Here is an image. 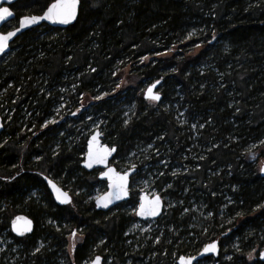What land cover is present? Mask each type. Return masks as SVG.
I'll list each match as a JSON object with an SVG mask.
<instances>
[{
    "label": "trees",
    "instance_id": "obj_1",
    "mask_svg": "<svg viewBox=\"0 0 264 264\" xmlns=\"http://www.w3.org/2000/svg\"><path fill=\"white\" fill-rule=\"evenodd\" d=\"M52 2H15L10 6L14 20L3 31L15 27L22 16L40 15ZM79 3L74 24L63 30L42 25L27 31L0 58V115L4 122L0 134V233L7 230L19 248L15 264H55L53 253L48 252L51 248L63 253L65 264H69L65 240L73 230L85 237L80 247L70 249L73 264H80L93 253L103 261L113 254L114 264L122 263L126 249L123 234L129 218L120 213L105 216L94 210L92 201L84 204L74 196L70 204L57 206L42 180V176L55 183L60 179L62 189L71 179L80 180L76 182L89 190L92 182L98 183L97 176L91 180L90 173L80 169L86 140L78 141L70 150L62 144L51 151L59 131H72L68 123L65 127L67 120L71 124L82 121L71 118L78 116L82 107L101 113L106 120L105 130L112 137L109 146L116 147L113 160L126 156L135 144L145 146L153 141L162 145L160 152L165 153L169 165H160L162 154L159 157L149 150V160L136 171L150 166L144 176H150L160 197L169 193L180 199L186 184L183 180H189V195L181 197L183 203L194 197L203 211L210 213L204 222L210 233L202 236L191 228L194 213H184L185 204L164 210L166 203L162 201V235L145 248L152 247L153 264H168L173 256L195 255L204 243L215 240L220 249L218 257L203 260L212 264H264L257 259V251L264 247V207H260L264 205V179L256 176L251 159L238 152L236 142L224 143L226 137L257 143L264 136V0ZM189 32L195 35L190 38ZM197 45L201 50L193 55L190 51ZM164 52L170 55L142 65L145 56ZM128 64L134 65L142 80L162 81L165 90L161 100H173L177 89V102L181 101L187 119L198 127L196 141L203 146L201 151L191 149L198 157L196 170L175 177L170 174L171 163H180L191 144L190 129L183 127L186 132H181L170 110L147 106L140 92L134 98L130 120L123 123L120 119L115 101L121 94L113 97L117 82L113 74ZM61 89H67L62 94L67 101L58 116L55 104ZM81 95L92 100L79 107ZM48 120L57 121L45 124ZM213 142L218 144L213 146ZM191 161L185 159L184 164ZM217 167L222 172L216 174ZM34 190L42 195L41 201L32 197ZM133 196L129 192L126 204H133ZM17 215L33 221L30 235L20 238L11 233L10 222ZM45 220L53 225H43ZM190 234L197 235L196 242ZM41 237L47 245L36 250ZM234 243L237 248L231 250ZM226 255L230 256L227 261Z\"/></svg>",
    "mask_w": 264,
    "mask_h": 264
},
{
    "label": "rangeland",
    "instance_id": "obj_2",
    "mask_svg": "<svg viewBox=\"0 0 264 264\" xmlns=\"http://www.w3.org/2000/svg\"><path fill=\"white\" fill-rule=\"evenodd\" d=\"M12 23L7 24V28H10ZM191 34V35H190ZM195 32H189L188 37L191 38V36H194ZM189 43L188 45H190ZM187 45V49H190ZM179 46V45H178ZM177 46H175L176 48ZM171 48V47H170ZM185 47H183L184 49ZM173 49V48H172ZM185 50V49H184ZM201 48L199 46H195L194 50H191L190 53L197 54ZM189 53V52H188ZM170 52H164L162 54L156 55L154 57L152 56H145L141 62L142 65H147L150 63L152 60H157L166 56H169ZM138 71L134 70V65H126L124 68L119 69L118 71H115L113 74V77L115 80H117L116 86L113 88V97H118V94H121V96L115 101V107L118 108V112L120 114V119L123 121V123H126L130 120L131 115L133 114V109H134V98L136 95H139L141 92V95L143 96L144 89L151 84L152 82L147 81V80H142L141 77H138L137 75ZM156 81V80H155ZM154 82V81H153ZM138 85V86H137ZM70 90H72V86L69 87ZM165 90L164 85H161L159 87V93L161 91ZM167 90V89H166ZM67 89H61L60 93L61 95L59 96L58 100L56 101L55 108H56V113H58L66 103L67 99L64 95ZM124 94V95H123ZM108 96V95H107ZM127 96V97H125ZM173 100H168L164 99L161 100L159 103H155L153 101L149 102L146 100H143L147 106H150L153 109H156L158 107L166 108L167 110H170V113L173 116L174 121L177 124L178 128H181V132H183L182 129L183 127H186L187 129H190L191 136L189 137L190 139V146L186 149L188 151V154L181 155V162L180 163H171L170 168V174L172 177H175L177 175H182L185 174L186 172L194 171L193 169H197V165L195 164L196 158L198 159L197 155L194 156V153L191 152V149H196L198 151H201L203 146L199 145V142L196 140L198 139V134H197V129L195 122L190 123V119H187V116L185 114V109L184 107L180 108L181 101L177 102L178 98V91L175 89V93L172 96ZM90 100V97H85L84 95L80 96L79 99V107L82 106L84 101ZM55 113V114H56ZM76 113V112H75ZM78 116L74 117L71 116V118H74L73 120H82L81 122H74L71 124L67 120L65 122V127H67L66 123L69 124V127H72V131L70 129L66 130L63 129L58 132L56 140L52 143L51 151H56L61 145L63 144L64 148L67 149H72L74 145L81 140H87V138L94 132L95 130H98L99 133L102 136V140L104 141L103 143L108 144L112 140V137H110V134L108 133L107 130H105V122L106 120L102 117L101 113H94L91 111L89 108L82 107L81 111L78 112ZM81 114H83L82 118H80ZM0 118L2 119L1 115ZM7 118V116H6ZM54 120H48L45 124H53ZM57 121V120H56ZM55 121V122H56ZM230 122L232 120H229ZM44 124V125H45ZM43 125V127H44ZM185 130V129H184ZM186 132V130H185ZM223 141V140H222ZM264 136L261 137L260 142L257 143H252L250 140L247 139L245 143H241V140L238 139H231V137H226L225 138V145L228 146L229 143H235L237 145V150L239 153H241L243 156H246L251 159L250 160V165H252L253 168H255L256 171V176H259V169L261 165L264 163ZM220 142V141H219ZM222 143V142H221ZM158 144V143H156ZM218 143L213 142V146H216ZM260 144V145H259ZM160 146H156L154 142L152 141L148 145L142 146L139 144L134 145V149L130 150L126 156L124 157H117L114 159L111 164L116 167V169L120 172H125L127 169L130 168H136L138 165H142L145 161H148L149 157L147 156V152L151 150L150 152L153 155H157L160 157V154H162ZM168 152V151H167ZM197 154V153H195ZM85 155V153H84ZM82 158L84 156H81ZM192 159V163L189 165L184 164L185 159ZM162 161L160 163L163 164L164 166L169 165L168 163V158H165V153L162 154ZM135 166V167H133ZM119 167V168H118ZM150 166H143L141 169L137 170L135 174L131 177L130 181V189L129 192L134 194L133 198V204H126V202L119 204L118 206H115V208L111 209L108 211L105 216H111L115 213H120L121 215H124L125 218H129L126 221V226H125V232L123 234V239H125V246L126 249L124 250V253L122 255V263L121 264H153V258L152 252H151V246L150 249H145L146 246L149 247L148 243L150 240H154L156 242V239H159L162 235L161 229H160V222L159 220L162 219L161 215L158 219L155 220H146V221H140L136 218L135 216V211L137 210V206L139 204V196L140 194L144 193L148 195L149 197L154 196L155 194L160 195L153 187L152 184V179L150 176L145 175L144 173L147 168ZM81 170H83L80 167ZM243 170V168H242ZM99 170H94L90 172L91 180L92 176H98ZM219 172H222L221 167H217L215 173L218 174ZM227 172H224V177L226 176ZM160 175V174H158ZM81 174H77L76 177H80ZM75 177V176H74ZM184 178V177H183ZM61 180H63L61 178ZM89 179V181H91ZM98 180V179H97ZM76 181L80 180H75L71 179L69 180V183L64 185L65 188L64 191H66L69 195L71 194V188L73 189L72 193L70 196H74L76 199H80L84 204H87L90 201H94L98 196H100L106 189V182L105 181H99L98 183L92 182L93 187L89 190L87 189V186L83 183H77ZM186 182V184L183 185V192L182 195L180 194V199H176L169 193H165L162 198V201L165 204L164 210H167L169 208H174L177 205L180 207L184 205V213L187 210H190L191 212L194 213L193 218H192V229L197 230V232H200L201 235H206L209 234L208 226L205 224V220L210 218V213H206L203 211L204 207L203 205L199 202L194 200V197H190L192 199L187 200L186 203H183L182 198H186L189 193V187L188 184L190 183L189 180H183ZM193 181V179H192ZM56 183L61 187L60 179L56 180ZM75 183V184H74ZM163 191L166 192V190L163 189ZM32 197L36 200L41 201L42 200V195L40 194L39 191L34 190L31 192ZM182 197V198H181ZM131 198V197H130ZM181 200V201H180ZM229 199H225V201H228ZM187 204L189 206H187ZM50 220H45L43 222V225H53L51 224ZM56 224V223H55ZM43 228V226H40ZM158 234L156 231H158ZM75 233L76 235L73 236L72 234ZM155 235L157 237H155ZM189 236H192L194 238V242L197 241V235L196 234H190ZM85 237L82 235L81 231L73 230L70 234L66 236L65 240V250L66 253L69 254V264H73L72 262V255L69 253L71 248H78L83 244ZM44 237L39 238L38 241H36L35 244V249L36 250H41L46 247L47 243H44ZM208 243V242H207ZM207 243H204L203 246ZM100 243L97 244L99 246ZM202 246V247H203ZM237 248V244H233L231 247V250ZM264 248V247H263ZM262 248V249H263ZM18 246H15L12 239L9 237L7 230H4L0 233V262L2 264H15V262L19 261V255H18ZM226 250V248H225ZM228 250H230L228 248ZM259 249L257 253L260 251ZM49 253H53L54 255V263L55 264H65V260L63 258V253L60 251H55L54 248H51ZM55 253V254H54ZM96 254H92L91 256L87 255L81 262L80 264H89L90 261L94 258ZM177 257L173 256L171 257L170 262L168 264H176ZM230 259L229 255H226L224 260L227 261ZM210 260H213V258H210ZM205 261L201 260L198 261L196 264H212L211 261ZM102 264H114V258L113 254H108L107 258L105 261H103Z\"/></svg>",
    "mask_w": 264,
    "mask_h": 264
},
{
    "label": "snow or ice",
    "instance_id": "obj_3",
    "mask_svg": "<svg viewBox=\"0 0 264 264\" xmlns=\"http://www.w3.org/2000/svg\"><path fill=\"white\" fill-rule=\"evenodd\" d=\"M10 2V0H9ZM79 0H53L51 4L47 6L46 11H44L43 15H32L26 16L19 21V27L14 31L7 32L6 35H0V53H3L5 49L8 47V41L14 37L21 29L28 27L33 24H37L42 20H47L52 23H60V24H69L73 20H75L77 15V5ZM13 12L10 11L8 7H0V22L5 21L6 18L12 17ZM191 35V34H190ZM215 38V37H213ZM199 46V45H197ZM159 83V81H157ZM152 87H155L153 85ZM152 87L148 89V97L153 100H159L160 97L158 94H152ZM55 123V121H53ZM96 140L94 136L92 141L89 142V151H88V159L86 161L85 166L91 168L93 163H104L107 155L110 154L108 150H104L103 152L96 150L94 151L92 148L93 141ZM264 143V142H262ZM111 151H115L112 149ZM135 167V166H133ZM261 172H264V167H261ZM102 176H108L110 181H113L109 186L113 188L114 191L105 195V197L97 200V207L103 206L107 207L109 203H111L112 199H121L123 196H126L127 193V181H128V173L125 172L123 175L115 174L114 169H109L106 173H101ZM49 185L53 188V191L57 194V199L60 200L61 203L69 202L67 193L61 192L59 188L56 187L51 181H49ZM260 207H264L261 205ZM160 209V198L158 196L154 197L152 200H148L146 197H141V202L139 205V210L137 211V215L140 216H155L158 214ZM23 221V227L18 226V222ZM13 230L18 232V234L23 235L26 231H31V221L26 220L24 217H16L13 221ZM73 236L76 234L73 233ZM217 243L214 241L210 244L204 246L203 253H217ZM201 253V255H203ZM261 258H264V252L260 253ZM195 257H184L181 256L179 258V264H193ZM249 259H251V254H249ZM92 264H101V258L96 257V259L92 262Z\"/></svg>",
    "mask_w": 264,
    "mask_h": 264
},
{
    "label": "water",
    "instance_id": "obj_4",
    "mask_svg": "<svg viewBox=\"0 0 264 264\" xmlns=\"http://www.w3.org/2000/svg\"><path fill=\"white\" fill-rule=\"evenodd\" d=\"M17 1H24V0H0V7H8L10 9V6H12L15 2ZM51 4V3H50ZM79 5L80 3L78 2V5H77V15H76V18L75 20H73L71 23L69 24H60V23H52L50 21H47V20H42L40 21L39 23L37 24H33V25H30L28 27H25L23 29H21L14 37H12L9 41H8V47L5 49V51L3 53H0V58L3 57L4 55L8 54L10 52V46L11 44L17 39L19 38L21 35H23L24 33H26L27 31H30L32 29H35L37 27H40L42 25H46L48 27H51V28H55V29H60V30H63V29H66L67 27L71 26L72 24H74V22L76 21L77 19V16H78V10H79ZM47 9V8H46ZM46 9L44 11H46ZM10 11H12L10 9ZM44 11L40 14V15H43ZM26 16H32V15H26ZM26 16H22L20 18L17 19V23H16V26L13 28V29H10L8 31H2V28L7 25L9 22H11L12 20H14V13H13V16L12 17H8L6 18L5 21H2L0 22V35H6L7 32L9 31H14L16 28L19 27V21L26 17ZM39 16V15H38ZM157 81H159V83H157ZM161 83L162 81L159 79V80H156L154 82H152L151 84H149L145 89H144V93H143V96H142V99L143 100H146V101H153L155 103H159L161 102V99H162V95L161 93H159V87L161 86ZM153 85H155V87H152ZM152 87V94L156 95L158 94L160 99L159 100H153V99H150L148 97V89ZM4 130V125H3V121L2 119L0 118V134L3 132ZM96 137V140L93 141L92 143V148L94 151L96 150H99L101 152H103L104 150H108L110 152L109 155H107L106 157V160L104 163H93L92 167L89 168V167H86L85 164H86V161L88 159V151H89V142L92 141V138L93 137ZM112 149H115V151H111ZM115 153H116V147L115 146H109L105 143L102 142V136L101 134L99 133L98 130H95L86 140V144H85V155L83 157V161L81 162L80 164V167L87 173H90L94 170H99V174L97 176V179L99 181H105L106 182V189L105 191L100 195L98 196L94 201H93V205H94V210L97 211V212H101V213H107L108 211H110L111 209L115 208V206H118L119 204L121 203H124L126 201H128L129 199V183H130V178L135 174L136 172V169L135 168H130L128 170H126L125 172L128 173V181H127V195L126 196H123L121 199H112L111 203L108 204L107 207H103V206H100V207H97V200L100 199V198H103L105 197L106 194L110 193V192H113L114 189L113 188H110V184L113 183V181H110L108 176H102L101 173H106L108 172L109 169H114V175L115 174H119V175H123L125 172H120L118 171L112 164V160H113V157L115 156ZM261 167H264V163L261 165ZM261 167L259 169V177L264 179V172H261ZM42 180L46 186V189L47 191L49 192V194L51 195V198L53 200V202L57 205V206H64V205H68L71 203L72 199H71V196L66 192L64 191L57 183H55L51 178L47 177V176H42ZM49 181H51L53 184L56 185L57 188H59L61 190V192L63 193H67V196H68V199H69V202L67 203H61L60 200L57 199V194L53 191V188L49 185ZM158 196L160 198V209H159V212L157 215L155 216H140V215H137V211L139 210V205H140V202H141V197H146L148 200H152L154 197ZM162 212H163V202H162V199L161 197L158 195V194H155L154 196L152 197H149L148 195L142 193L140 194L139 196V204L137 206V210L135 211V216L138 220L140 221H146V220H155V219H158L161 215H162ZM16 217H24L26 218V220H29L31 221V231H26L24 232L23 235H20L18 234V232L14 231L13 230V221L16 219ZM24 225V222L23 221H19L18 222V226L20 227H23ZM10 230H11V233L16 236V237H25V236H28L32 233L33 231V221L27 217V216H24V215H17L15 216L11 222H10ZM214 241H211V242H208L207 244H210ZM215 242L217 243V253L213 254V253H203V249H204V246L207 245L205 244L201 249L200 251L195 254V255H192V256H184V257H195L196 259L193 261V264H196L198 261H201L205 258H213V259H216L219 255V244H218V241L215 240ZM264 252V248L261 249L258 253H257V259L260 261V262H264V258H261L260 256V253ZM201 253H203V255H201ZM96 257H100L101 258V264L103 263V259L101 256L99 255H96L94 256V258L90 261L89 264H92V262L96 259ZM181 257V256H180ZM177 259L176 261V264H179V258Z\"/></svg>",
    "mask_w": 264,
    "mask_h": 264
},
{
    "label": "flooded vegetation",
    "instance_id": "obj_5",
    "mask_svg": "<svg viewBox=\"0 0 264 264\" xmlns=\"http://www.w3.org/2000/svg\"><path fill=\"white\" fill-rule=\"evenodd\" d=\"M12 21H13V20H12ZM12 21H11V22H12ZM9 23H10V22H9ZM9 23H8V24H9ZM5 26H6V25H5ZM13 28H14V27H12L11 29H13ZM8 30H10V29H7V30H5V31H8ZM2 31H3V28H2ZM149 102H151V101H149ZM61 120H64V119L62 118ZM2 121H3V120H2ZM190 123H191V122H190ZM3 125H4V122H3ZM92 133H93V132H92ZM102 142H103V140H102ZM185 176H186V175H185ZM184 178H186V177H184ZM186 179H187V178H186Z\"/></svg>",
    "mask_w": 264,
    "mask_h": 264
}]
</instances>
